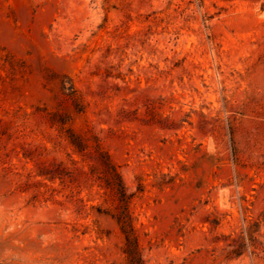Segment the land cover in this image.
<instances>
[{
  "label": "rangeland",
  "instance_id": "1",
  "mask_svg": "<svg viewBox=\"0 0 264 264\" xmlns=\"http://www.w3.org/2000/svg\"><path fill=\"white\" fill-rule=\"evenodd\" d=\"M98 144L145 264H264V0H0V264H128Z\"/></svg>",
  "mask_w": 264,
  "mask_h": 264
},
{
  "label": "trees",
  "instance_id": "2",
  "mask_svg": "<svg viewBox=\"0 0 264 264\" xmlns=\"http://www.w3.org/2000/svg\"><path fill=\"white\" fill-rule=\"evenodd\" d=\"M72 142L82 154L88 148L85 141L79 136H73ZM96 149V152L98 153L97 158L102 162L104 173L106 175V183L103 187L110 188L118 200V207L115 213H112V216L116 218L124 235V252L127 256L128 264H145L138 229L135 224L133 213L130 209V203L134 193L130 194L128 192V187L122 173L118 169V166L113 162L110 154L102 149L99 144L96 146ZM248 228L249 225L246 226L245 230ZM241 253V250H235V252L228 257H233L234 255L237 256Z\"/></svg>",
  "mask_w": 264,
  "mask_h": 264
}]
</instances>
